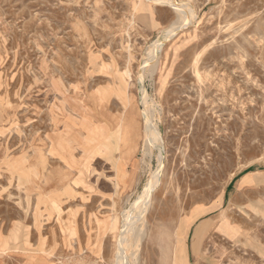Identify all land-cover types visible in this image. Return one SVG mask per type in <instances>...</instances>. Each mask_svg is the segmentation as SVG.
Wrapping results in <instances>:
<instances>
[{
	"label": "rangeland",
	"instance_id": "374dc122",
	"mask_svg": "<svg viewBox=\"0 0 264 264\" xmlns=\"http://www.w3.org/2000/svg\"><path fill=\"white\" fill-rule=\"evenodd\" d=\"M174 2L175 35L149 0H0V227L23 250L117 264L144 214L138 264H264V0Z\"/></svg>",
	"mask_w": 264,
	"mask_h": 264
},
{
	"label": "bare ground",
	"instance_id": "6f19581e",
	"mask_svg": "<svg viewBox=\"0 0 264 264\" xmlns=\"http://www.w3.org/2000/svg\"><path fill=\"white\" fill-rule=\"evenodd\" d=\"M149 1H151L153 4H160L162 6H170V7L174 8V10L176 11L177 21L174 24V27L169 30V32H168L169 34L177 32L178 30L186 27L188 25L190 19H192L195 16L194 12H192L190 10L187 11L183 4H181V5L176 4L174 2V0H149ZM174 35H175V33H174ZM144 70H145V68H144ZM146 101L147 100H145L144 103ZM148 109H150V108H148ZM150 112H151V110H150ZM144 135H145V136H143L144 137V147H143L142 151H143V158L145 159V157L150 158V156H151L152 150L154 148V146L152 145L153 142H155L156 144H159V146H160L161 140H160V135H159L157 127L154 125V123L150 122L149 119H146V122L144 125ZM159 152H160V154H159L158 160H159V164H160L159 167H160L163 164L164 157H163L162 149H160ZM158 184H159V175L154 174L152 176V180L147 184V186L144 190L143 196L138 198V204H136V206H134V208H133L135 211L140 210V208L143 206L144 199L152 194V192L158 186ZM135 211H132V212H135ZM142 216L144 217V214L143 215L139 214L136 217L137 222H134L135 220L133 218H131V215L125 216L123 233H122V237L120 239V242L118 244L119 258H118L117 264H129V261L132 262L133 264H138V251L136 250V248H138L139 242L142 240V238L144 237V235L146 233L145 230L143 229L144 221L139 220ZM134 225H139V228L136 231H134ZM184 242H185V240H184ZM129 248H131V251H132L130 253H128ZM124 255H128L130 257V259L127 260Z\"/></svg>",
	"mask_w": 264,
	"mask_h": 264
},
{
	"label": "crops",
	"instance_id": "0c3cea01",
	"mask_svg": "<svg viewBox=\"0 0 264 264\" xmlns=\"http://www.w3.org/2000/svg\"><path fill=\"white\" fill-rule=\"evenodd\" d=\"M10 235V229L0 227V264H57L52 257L39 252L38 242L31 244L34 249L23 250L22 239Z\"/></svg>",
	"mask_w": 264,
	"mask_h": 264
}]
</instances>
